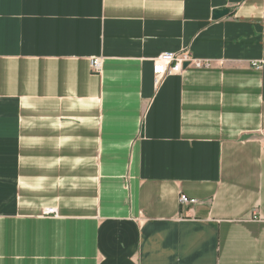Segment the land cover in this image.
Wrapping results in <instances>:
<instances>
[{"label":"crops","instance_id":"1","mask_svg":"<svg viewBox=\"0 0 264 264\" xmlns=\"http://www.w3.org/2000/svg\"><path fill=\"white\" fill-rule=\"evenodd\" d=\"M0 264H264V0H0Z\"/></svg>","mask_w":264,"mask_h":264},{"label":"built area","instance_id":"2","mask_svg":"<svg viewBox=\"0 0 264 264\" xmlns=\"http://www.w3.org/2000/svg\"><path fill=\"white\" fill-rule=\"evenodd\" d=\"M210 63L208 60H200L192 58L188 50L178 52H162L153 63V83L155 87H158L163 79L169 74L180 73L187 66L194 67H209ZM101 67V59L95 58L91 61V68L94 71H99ZM196 200L189 198L184 194L179 197V203L191 204L195 203ZM43 214H55V209L45 208Z\"/></svg>","mask_w":264,"mask_h":264},{"label":"water","instance_id":"3","mask_svg":"<svg viewBox=\"0 0 264 264\" xmlns=\"http://www.w3.org/2000/svg\"><path fill=\"white\" fill-rule=\"evenodd\" d=\"M228 13H229V9L223 8V9L215 10L213 12V16L212 17H213V19H216V18H219L221 16H224V15H226Z\"/></svg>","mask_w":264,"mask_h":264}]
</instances>
